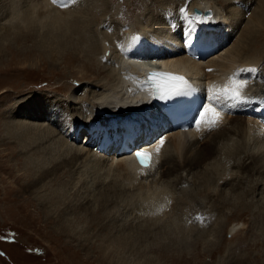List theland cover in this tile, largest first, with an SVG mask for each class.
Here are the masks:
<instances>
[{
    "label": "bare ground",
    "instance_id": "obj_1",
    "mask_svg": "<svg viewBox=\"0 0 264 264\" xmlns=\"http://www.w3.org/2000/svg\"><path fill=\"white\" fill-rule=\"evenodd\" d=\"M50 1L44 0L39 4L42 8L41 11L48 12L47 10L50 7L48 2ZM234 1L237 3L234 4ZM255 1L257 0H243V2H240V0H193L190 5L188 4L189 8L186 7L188 17L192 16V25H188L183 32L179 30L181 36L168 35L165 37L164 35V37L157 38L152 30L147 28L144 31L141 30L143 33L138 34L136 38L139 37L138 39L142 42L146 40L145 42L149 44L146 45V50L149 47L150 51L146 52V55L145 50H143L146 43L140 46L142 50L138 52L136 49L138 47L134 46L136 38L130 37L128 35L130 33H126L128 37L125 39L124 44H121L120 50L115 55L112 54V58L107 59L109 61L112 59V66L109 69L99 70L101 73L97 76L103 75L108 78V81L106 80L107 84H100L102 90L99 89L100 92L92 90L88 94L86 91L87 95L83 97L80 95L81 93L78 94L80 90L84 89L83 84V88L82 86L75 88L66 98L70 100V106L75 104L73 105L75 106L73 109L75 112L76 109L78 111L82 110L81 103L88 104L87 110H83L88 112L86 120H83L85 114L80 111L83 113V115H80L84 117L82 118L79 115V121L70 122V119L66 117L67 114L65 115V112L62 111L64 108L61 110L58 104L59 101L63 102V100L67 104L68 101L65 99L49 101L50 103H48V95L41 93L21 99L15 110L12 111L14 121L12 119L11 123L8 122V127L5 126L7 128L5 129L7 131L6 137L0 135L2 137L0 147L3 146L0 149V154L3 157V152L9 150L13 155L19 154L23 158L25 157L22 159L21 169L18 170V176L26 181L23 189L25 191L24 195L39 192L38 195L35 194L34 199L47 212L46 217L55 223L57 235L66 236L68 240L78 235L80 237H78L79 241L77 242L79 248L85 249L87 247L85 243L88 239L85 227H80L77 223L76 228L79 229L77 232V229L73 227V222L76 219L78 220V217L83 213H86L92 225L91 227L96 225L100 228L97 237H103V244H99L96 248L102 254L100 264H122L111 255L112 252L118 251L134 254L135 257L138 255L139 257L134 258L132 264H160L156 261V258L151 257L150 254L148 255V249L149 251L160 252L161 249L165 251V248L174 250L175 246L181 247L175 245L174 241H162V239L164 240L163 237L168 238L169 235L173 237L175 233L167 234V232L162 231L166 227L165 221H162L165 216L160 215L158 217L157 215L162 212L163 207L168 205L165 195L170 190H167V186L168 188L174 187V184L178 185L179 183L192 186L189 191L185 190L189 186L184 187L185 192L182 198L184 203H186V197L193 195L196 200L207 197L209 204H211L214 227L211 232L209 231L210 234L204 241H208L206 245L210 246L209 251L212 257L216 253H221L227 247L218 264H254L256 262V257L250 260L249 253L258 246H264V127L259 118L241 111V109L248 110L256 106L258 100L264 98V7L259 10V3L258 8L252 10ZM88 2H91V0H88ZM250 2L252 4L249 6ZM35 5L33 4L36 8ZM233 5L235 7L232 9ZM247 6L253 12L251 11L250 16L246 17L247 21L245 22L246 12L243 8ZM195 8L199 9L201 13L194 14L193 9ZM73 9L75 11H71V8L68 9L70 15L76 12L74 21L71 23L70 21L63 22L67 18V14L59 9L56 11L58 17L51 16L53 18L51 19L47 15L48 13L43 16L51 19L48 18L50 21L46 20V23L50 24V28L53 30H49L48 35L51 41L43 43V40L39 38L38 44L44 46L45 50L49 52L48 56L53 60V63L60 61L68 63L73 56L76 58L79 48H83L82 50L86 52L85 57L90 62L91 54L101 51L100 46L102 43L99 42V36L105 34L110 37L109 33L105 32L106 30L97 33L95 27L97 20L90 17L89 12L91 10H80V16V13L76 11V7ZM204 10H210L212 16H205ZM37 12V14H40V8ZM108 16L107 7L104 8L102 18L104 17L106 22L111 21ZM43 17L39 15V17L29 19L26 22L38 20L41 24L44 21ZM99 17L101 16L99 15ZM206 20L207 22H203ZM240 20H243V23L239 24ZM158 25L156 28H158ZM242 26L243 29L239 33ZM58 28H62L60 32H58ZM236 29H238V33H236ZM201 32L214 35L216 42L220 45V50L203 61H195L186 55L184 48L191 39L195 38L197 33ZM20 33L19 36L25 35L23 32ZM238 34L240 35L237 36ZM152 38H154V42L151 44ZM147 39L151 40L150 43ZM100 41L102 40L100 39ZM229 42L230 45H228ZM2 45L0 44V48ZM85 45H88V47ZM105 50L107 49L105 48ZM69 54L70 56L67 57ZM157 68L168 69L176 74L183 73L187 77H191L199 85L204 86L207 91L210 88V93L207 96L230 85L233 74L238 69L255 68L257 71L252 73L241 72L235 77L237 80L248 81L247 86L241 89V92L250 99L244 103H237V112L225 107L226 110L223 109L221 113L218 127L210 131L201 127L199 131L195 129L181 133L178 131L164 132L162 134L164 143L158 154L156 148L160 138L149 145L148 148L156 154L155 164L150 168L136 170L134 164L129 161L128 155L115 158L110 154V148L104 153L99 149L96 142L91 145H84V142H82L81 148L75 146L77 147L76 150H73L75 147L71 150L65 145L68 140L69 143H73L71 136H73L74 131L80 130L82 126L86 128L87 123L93 122L109 126L112 122L120 124V119L123 123L124 119L134 120L136 118L137 123L133 124L132 129L134 132L132 134H143L146 135L145 137L152 136L153 125L162 129L163 121L158 116L157 110L150 105L151 99L147 97L143 80L137 77L140 76V73L143 75L142 72L154 71ZM220 103L224 102L221 101ZM232 104L230 102V106ZM62 107L64 106L62 105ZM9 113L11 114V111ZM16 119L18 120L16 121ZM130 124L132 123L129 122ZM60 125L64 126L63 133L57 128ZM93 134L96 135V133ZM57 137H59L58 143ZM55 143L58 147L57 151L52 148ZM14 150L16 151L14 152ZM41 154L45 155L41 156ZM80 170H83V172ZM87 171L96 172V174L91 175L93 177L97 175V177L91 180L96 181L98 179L96 189L99 194L89 196V199H85V203H79V206L75 209L71 207L70 209L63 208L61 211H57V207H61V203H63L61 202L62 196L56 192L59 188H56V190L51 185L62 175L67 176L76 172L77 175L83 176L88 174ZM191 174L192 178L189 179ZM81 179L82 181L87 180L84 177H81ZM173 179H175L174 182ZM248 179L251 180L248 181ZM85 183L88 184L86 181ZM119 191L121 193L132 191V197L139 202L145 199L148 200L139 192L147 194L146 197H149L152 201L147 204L152 203L150 204L152 206L150 210L145 207L146 210L143 211L149 218L146 222L142 221L138 225H133L134 223L127 225L122 221H117V223L112 220L108 221L109 216L106 213L113 209L114 205L111 202L113 197L117 198L115 195L120 194ZM178 193L180 192L178 191ZM180 201V199L177 200V204ZM11 203H16L15 199H12ZM144 204L146 205L145 202ZM63 205L65 204L63 203ZM94 207L101 208L102 211H99V215H96ZM52 208L55 209L54 212H52ZM254 208H259V211L255 213ZM21 212L20 207L16 209L17 214L22 215ZM245 213L256 215L252 220V225L261 229V235L253 236L252 240L248 239L247 235H240L238 244L232 245L230 243L228 246H224L226 240L223 238V232L232 226L234 220ZM108 231H110L108 235H105L104 233ZM159 234V242L154 244ZM147 241L153 243L147 245ZM242 243H247L245 248H242ZM88 250L90 251V249ZM238 250L239 254L237 253ZM258 257H262V254H258ZM257 264H259L258 261Z\"/></svg>",
    "mask_w": 264,
    "mask_h": 264
},
{
    "label": "rangeland",
    "instance_id": "obj_2",
    "mask_svg": "<svg viewBox=\"0 0 264 264\" xmlns=\"http://www.w3.org/2000/svg\"><path fill=\"white\" fill-rule=\"evenodd\" d=\"M92 1L93 0H91V2H88V0H57L56 3H53V0H51L48 2V5L52 11L48 8V12L45 13L44 11H41L42 8L39 6V4L44 2V0H0V44H3L0 48V135L6 137L5 135L7 131H5V129L7 128H5V126L8 127V122L11 123L14 121V115L12 114V111L15 110L16 105L21 101V99L31 97L34 94L41 93L48 95V101L46 100L48 103H50L49 101L65 99L68 101L67 104L64 100V104L61 101H59L58 104L60 105L61 110L64 108L62 111L65 112V115L67 114L66 117L70 119L69 121H73L72 123L79 121V115H83V113L85 114V118H83L84 116L82 117V115L80 116L83 118V120H86V114L88 112L83 110H87L88 104L81 103L80 107H82V110L80 111H83V113L78 111V109H76L77 111L75 112V110H73L75 107L73 105L75 104L70 106V100L66 98H68L69 94L72 93L75 88H80V86L83 88V84L85 90L82 89L78 93H81L80 95L83 97H85V95H87L92 90L97 92L102 90V86L100 84L106 83L108 78H105L103 75H100V77L97 76L99 73H101L99 70L104 68L109 69L112 66V59L110 61L107 59L112 58V56L120 50V47L122 46L121 44H124L128 35L130 37L136 38L138 34L141 35L145 28H147L148 30H152L155 35H157V38L164 37V35L165 37L168 35L181 36L180 33L183 32L184 29L188 27V25L191 26L193 22V19L191 18L192 16L188 17L186 12L193 0ZM263 1H255L257 4L255 3L252 10L258 8L257 6L259 3V10H261L264 7ZM51 2L52 4H50ZM240 2H243V0H240ZM236 3L237 2L234 1V4ZM33 4H36L35 6L37 7L35 8ZM251 4L252 2H250L249 6ZM260 5L263 6L260 7ZM75 7L76 11L80 13V16V10H91L89 12L90 17H94L95 20H97L95 25L97 28V33H101V31L104 32L106 30L105 32H108L111 38L105 34H103V36H99V42L102 43L100 46L101 51H98L96 54L92 53L90 62L88 61V58L86 59V52L82 50L83 48H79L76 58L73 56L68 63H63V61L53 63V60H51L50 56H48L49 52L45 50L44 46L38 44V41H40L39 38L43 40V43L46 41H51L49 40L48 35L49 30L53 29H51L50 24L48 25L46 22L53 19V16H57L56 11L58 9L67 14V18H65L63 21L64 23H67L68 21H70V23L73 22L76 12L70 15L68 9L71 8V11H73V8ZM107 7L109 11L108 18L110 17L111 21L106 22L102 16H104V8ZM234 7L235 6L233 5L231 8L233 9ZM38 8H40V14H37ZM248 8V6L243 8L246 12V15L244 16L245 20L242 16L245 22L247 21L246 19L248 16H250L249 14L253 12L252 10L251 12L250 8ZM34 10L36 12H32ZM29 12H32L33 15ZM52 12L56 15H54ZM46 14L50 17L52 16L51 19L49 17H43ZM39 15H41V17L44 19L41 24L38 22V20H32L29 23L26 22L29 19L39 17ZM99 15L101 17H99ZM243 20H240L239 24L243 23ZM156 23L157 25L159 24L158 28H156ZM58 29V32H60V29L62 28ZM242 29L243 26L240 27L239 33ZM236 30V33H238V29ZM20 32H23L25 35L19 36L21 34ZM126 33L130 34L126 35ZM239 35L240 34L237 36ZM138 38L139 37H137L136 41H134V46L138 47L136 49L139 52L142 50L140 46H142V44L144 45L146 40L142 42ZM100 39L102 41H100ZM152 39L153 41L150 39L147 40H149V43L151 41L152 44L154 42V38ZM146 45L148 46L149 44L146 43L144 45L145 49L143 50H145V55L146 52L150 51V49H148L149 47L146 50ZM228 45H230V42ZM85 46L88 47V45ZM104 47L107 50H105ZM70 54L67 57H69ZM102 58H105L106 60L104 61ZM62 105L64 107H62ZM10 111L11 114L9 113ZM5 117H7L9 120ZM17 120L18 119H16V121ZM121 122L122 120L120 119L119 123ZM63 127V125H60L57 128L63 133ZM1 138L2 137L0 136V140ZM73 138L74 137L72 136V141ZM81 138L83 139L84 137ZM56 140L58 143L59 137H57ZM81 143L82 140H80L78 143H75L74 141L73 143H69L68 140L65 145L72 150L76 145L79 146L78 148H81ZM55 147L56 143L52 148L56 150L58 147ZM2 148L3 146L0 147V149ZM76 148L77 147H75L73 150H76ZM15 151L16 150H14V152ZM44 155L45 154H41V156ZM24 158L19 154H11L9 150H5L3 152V157H1L0 154V264H100L99 261L100 257L102 258V254L99 253L96 248L99 244H103V237H97V235H99L100 228L96 225L91 227L92 225L86 213H83L78 217L79 221L76 219L73 222V227L74 229H77V232L79 229L76 228V226L79 224L80 227H85L86 236H88L85 244L89 248L86 247L85 249H81L77 243L80 238L78 235L74 236V238L71 240H68L66 236L56 234L57 230L54 226L55 223L46 217L47 212H45V210H43V208L39 206L38 202L34 199L36 196L35 194L38 195L39 192L24 195L25 191L23 189L26 181L18 176V170L21 169V165L23 164L22 159ZM83 170L80 171L83 172ZM87 173L88 174H84L83 176L77 175L78 173L76 172L67 176L62 175L53 183V185H51L52 188H59L58 190L56 189V192L62 196L61 202L65 204L63 205V203H61L62 205L61 207H57V211H61L63 208L70 209L71 207L75 209V207L77 208L79 206V203H85V199H89V196H97V194H99L98 190L96 189L98 179H96V181L91 180L97 177V175L94 177L91 175L96 174V172L87 171ZM81 177H84L87 180L82 181ZM191 178L192 174L189 176V179ZM174 180L175 179L172 181L174 182ZM250 180L251 179H248V181ZM85 181L88 182V184H86ZM63 185H66L65 188ZM178 185L174 184V187L169 188L167 186V190H170V192H166L165 195L167 199L166 203H168V205L163 207L162 212L157 215L158 217L160 215L162 217L165 216V218L163 217L162 221H165L166 227L162 231L167 232V234L175 233L173 237H170V235L168 238L163 237L164 240L162 239V241H174L175 245L177 244L181 247L177 246V248L175 246L174 250H168L165 248V251H162L161 249L160 252L155 250L149 251L148 249V255L150 254L151 257L156 258V261H158L160 264H218L221 257L224 256L227 247H225L221 253H216L215 256L212 257L209 251L210 246L206 245L208 241H204V239L210 234L212 228L214 227L212 207L211 204H209L210 202L208 198L202 197L196 200L193 195H190L188 198H185L186 204L182 199L183 194L185 190L189 191L192 186L181 185L179 183ZM186 186H189L190 188L188 187L184 190V187ZM178 191L180 193H178ZM119 192L121 195H115L119 200L116 197H113V201L111 202L114 205L113 209L111 211H107L109 213H106V215L109 216L108 221L112 220L116 223L117 221H122L127 225L130 223H134L133 225H138L142 221L146 222V220L149 218H147L143 211L146 210L145 207L147 210H150L152 206L150 205L152 203L149 205L147 204L148 202H152L149 197H146L147 194L145 192V194L143 192H139L144 195L145 198L150 200L148 201L144 198V201L141 200V202H139L132 197V191L125 192L126 194L121 193V191ZM129 196L133 199H130ZM12 199H15L16 203H11ZM179 199L181 200V204H177V200ZM19 207L22 210V215L16 213V209ZM94 209L96 215H99V211H102L101 208L98 207H94ZM51 210L54 212L53 210L55 209L52 208ZM258 211L259 208H254L255 213ZM166 215L168 216L166 217ZM111 216L112 218H110ZM255 217L256 215L245 213L240 216V218L234 220L232 226L227 231L225 229L223 232V238L226 240L224 246H228L230 243L232 245L238 244V238L240 235H247L248 239L250 240H252V237L257 234L261 235V229L252 225V220ZM113 231L115 232V230ZM109 232L110 231L104 234L108 235ZM93 235L94 237L96 235V239L93 237ZM159 238L160 234L158 235L157 241L154 242V244L159 242ZM146 243L147 245H151L153 242L147 241ZM246 244L247 243H242L243 247L242 245L240 246L245 248ZM88 249H90V251ZM237 253L239 254V250ZM263 253L264 246H258L255 250L249 253V258L250 260H253V258L256 257L257 260L254 264H257V261L259 264H264ZM258 254H262V257H258ZM111 255H113L115 259L120 261L122 264H132L134 258L139 257L138 255L135 257L134 254L124 253L122 251L112 252Z\"/></svg>",
    "mask_w": 264,
    "mask_h": 264
},
{
    "label": "snow or ice",
    "instance_id": "obj_3",
    "mask_svg": "<svg viewBox=\"0 0 264 264\" xmlns=\"http://www.w3.org/2000/svg\"><path fill=\"white\" fill-rule=\"evenodd\" d=\"M57 0H53V3H56ZM210 13L208 16L210 17ZM203 22H207L203 21ZM257 71L255 68H246V69H238L236 73L233 74V79L231 80L230 85L225 86L223 89L219 91L212 92L210 96L207 97L208 103L201 105V107L197 110L196 115L193 118V123L199 131L201 127L206 128V130H212L219 126L220 117L223 109L225 107H230V102L233 103H244L247 102L250 98L246 97L242 94L241 89L247 86V80H237L235 79L241 72L252 73ZM160 75L157 73H153L152 76ZM166 75V74H164ZM174 80H178L182 82V86L175 87L171 90V95H180L184 93L188 87L187 81L184 80L183 77H172ZM223 101L224 103H220ZM212 113L211 119H205L206 116ZM164 143V138L161 137L158 141V145L162 146ZM160 151V147L156 148L157 154ZM138 161L140 162L142 168H150L152 166V154L145 150H138L135 153Z\"/></svg>",
    "mask_w": 264,
    "mask_h": 264
},
{
    "label": "water",
    "instance_id": "obj_4",
    "mask_svg": "<svg viewBox=\"0 0 264 264\" xmlns=\"http://www.w3.org/2000/svg\"><path fill=\"white\" fill-rule=\"evenodd\" d=\"M194 12L197 13V14H200V13H201V12L198 11V10H194ZM209 13H210V12H206L205 14L208 16Z\"/></svg>",
    "mask_w": 264,
    "mask_h": 264
}]
</instances>
